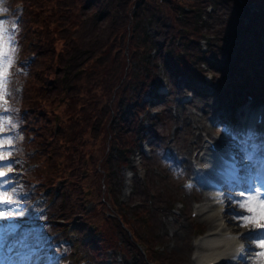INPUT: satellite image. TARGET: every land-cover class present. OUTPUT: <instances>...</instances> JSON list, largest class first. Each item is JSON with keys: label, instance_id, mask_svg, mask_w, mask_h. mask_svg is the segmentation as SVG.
<instances>
[{"label": "trees", "instance_id": "1", "mask_svg": "<svg viewBox=\"0 0 264 264\" xmlns=\"http://www.w3.org/2000/svg\"><path fill=\"white\" fill-rule=\"evenodd\" d=\"M12 1V5H17L21 0ZM23 2L24 8L17 24V31L11 36L15 45L21 46L22 53L27 50L17 58L21 60L33 55L32 64L35 63V66L32 70L30 67L24 68L23 65L15 69L30 70L27 75L34 76L26 88L25 97L24 92L23 98L18 102L13 101V106L8 109V116L14 114L11 125L18 123L21 126L26 123L34 128L35 137L32 142H27L25 136L14 149H11V154H18L24 161L36 163V167L26 171L22 178L39 181L45 186L53 185L59 177L66 179L68 190L61 193L60 200L54 206L55 211L52 214L55 217L71 219L72 216L79 215L84 218L90 231H93L95 224L98 226L111 224L120 228V221L125 227L128 224L133 227L134 223L137 235L143 237L142 230L150 226L146 219V215L150 213L149 207H140L137 211L124 207L118 211L117 216L120 219L110 220L109 223L104 219V209H99L98 204L103 199L101 185L105 182L104 172L109 166L103 160L108 154L106 151L113 147L122 151L132 142L133 132L124 127V120L117 116V123L115 121L111 123V117L115 112H121L122 100L126 98L133 100L136 97L134 90L131 91L132 84L139 87L138 80L147 79L144 69L156 62L150 55L152 42L144 38L143 30L131 38L135 40H131L130 45L124 41L128 33L130 35L137 31L145 17L142 20L139 14L131 18L132 5L130 7L129 5L131 2L133 4L134 0H23ZM250 2L243 0L244 15L236 19L235 25L230 19L228 28H220L217 32L225 31L227 35L245 38V30L241 29L244 28L246 20L251 22L245 10ZM165 3L169 4V0H165ZM260 6L257 7L258 11H254L257 13L253 14L255 21H261L256 24L261 26L264 23L263 1ZM222 7L221 11L224 10ZM151 16L146 17L151 20ZM130 19L133 20L134 31L130 30ZM174 22L176 25L184 24V28L187 31L191 30L190 35L195 39L197 32L194 26L201 20L197 16H188L187 19ZM183 42L185 41L180 40L179 45ZM172 43L167 50L171 61H174L177 54L181 59L177 67L182 66L184 70H189L190 66L183 63V57L178 54V44L176 45L175 41ZM240 46L241 43L238 51L233 46H228L232 48L234 54L236 53L235 57L232 53L225 54L227 70L229 73L233 72L228 81L235 82L233 85H241L245 81L251 88L262 84L260 90L264 94V68L256 71L254 68L256 62H249L241 55L244 49ZM126 47L127 50H134L132 56L136 63V76H132L130 80L124 75L127 71V55L121 53ZM186 49L188 52L185 50L184 56L188 54L189 58H193V46ZM255 56L258 57L257 54ZM52 75L56 85L52 87L51 94L46 95V91L41 87L46 80L50 79L53 83ZM240 76L242 79H239ZM123 78L124 81L121 82ZM35 115H38L36 120ZM48 115L51 121H46ZM56 116L58 131L54 137L52 130ZM22 132L27 133V130L24 128ZM20 133L21 131L15 136ZM46 140L49 142L46 143ZM34 148L41 150L36 153V157H30L29 160L26 153L32 152ZM39 156L41 160L36 162ZM110 161L112 164V158ZM110 197L111 207L115 210L117 205L114 193L110 194ZM88 203H92L91 210L84 213L83 207ZM129 210L135 214L131 218L128 216ZM125 238L127 240V237ZM147 240L150 241V238ZM147 257L150 260L156 258L152 250L147 253ZM170 259L177 262L174 255Z\"/></svg>", "mask_w": 264, "mask_h": 264}, {"label": "rangeland", "instance_id": "2", "mask_svg": "<svg viewBox=\"0 0 264 264\" xmlns=\"http://www.w3.org/2000/svg\"><path fill=\"white\" fill-rule=\"evenodd\" d=\"M11 1L12 0H0V24L3 25V32H4V39L2 42H0V45H2L4 52L7 53V55L3 59H0V70H2V74L4 77V79L0 81V115L5 111V109H10L13 106L14 104L13 101L18 102V100H21L23 98L24 92H25L24 93V97H25L27 91L26 88L31 83V79L34 76L32 74V77H30L23 72H21L20 74L15 73L14 67L17 64H19L18 63L19 58L17 57H20L22 53V49L21 46H16L13 39H11L10 27H9V22L11 18L7 20L6 17L9 14H11V17H13L12 16L13 12L21 13V11L16 12L15 11L16 9H14L15 5H12ZM147 1L149 2V4H147ZM214 1L215 3L217 2L219 5V2L222 0H214ZM249 1H251L253 4L250 3L251 4L250 5L248 3L249 4L247 5L248 8L245 10H247L248 13L247 17L251 20V22H248L247 24L244 25L246 26L248 35H245V38L240 39L239 42H237L234 38H232L234 40H231L230 43L234 44V48H237V46H239L238 44L241 43L240 47L246 50V53L249 58V62L255 61L256 64H258V66L255 67V69H257L256 71H258L260 70L259 69L260 67H264V48L262 47L264 41V35H263L264 26L261 27L259 25L261 29L256 28L255 23L256 22L259 23V21H255L254 14L252 13V11L249 12V10L253 9V7L251 8L252 5L259 7L261 1L264 2V0H249ZM140 2H144V0L136 1V4L139 3L138 7L140 6L138 8V15L141 14L140 18H142V20L144 17L145 18L143 21H141L138 29H136L137 31L133 32V36L136 34L138 35V33L143 30L147 34L148 39L149 40L153 39L154 41H156V43H159L161 42V40L176 34V31H180L179 29H181L180 25L184 26V24L182 23L180 25H176L177 23L174 22V20L179 19V17H177L179 9H183L182 7H180V5L188 6L190 10H192L189 17H194L196 15L195 13H197L195 12V9L198 10L199 15H201L204 14V10L206 9V7L208 8L212 4L210 0H169V4L165 3V0H145L143 5L140 4ZM150 3H152L151 7H150ZM234 3L235 2L231 0L224 6L225 8L222 7L224 9L222 11L219 5L217 11L212 12L211 18L209 17L206 20L199 16L202 21L201 23L203 24L200 25L198 23V25L194 26L195 32H197L195 37L196 40L193 46L195 58H191V57L189 58L188 56V58L192 60L191 62H188L187 59L182 60L183 63H187V65L190 66L191 71L194 70V68L192 69L191 66L197 65L196 68H199L202 62L198 61L197 59L201 58L202 60H204L203 62H205V60H207L210 57V53L208 54L205 53L207 51L208 40H204V38L202 37H205L206 39L209 38V40L213 37L215 38L214 44H216V46L212 48V50L214 49V51L212 52L211 55L215 56L216 58H219V62L218 63L215 62L214 64H212L213 69L206 68L204 66V70L206 71V73H208L209 71L213 72L216 77L212 80L210 77L203 79V81L198 80L199 82L189 81L188 78L186 79L185 77H177L176 80L170 81L163 76L162 72L160 71L157 72L156 77L159 76L157 79L159 81L158 84H160L162 87L166 89V91L164 92L165 93L164 95L166 96L164 98L159 97L153 100V97L155 95H158L159 93L153 86H151L150 89L148 87L149 89L148 97L152 99V102H148L147 104L151 106V108L155 106L152 108L153 110L157 112L159 111V113L162 112V114L159 115V117L162 120H159V122H156L157 119L156 115L151 119L152 123L156 122L155 130L157 129V131L160 133V137L162 138L160 142L158 143L156 142L155 144H153V148H154L153 150L155 151V153L153 154L154 158L152 157L153 159L142 160V156L139 153H135V152H133L132 155L128 157L130 161L128 163L129 166L131 167L136 166L143 168V172L145 173L144 176L143 174H141V179L138 178L139 180H136V183L134 184L135 188L132 187L131 185L133 183V178L132 179L128 178L127 180L126 177L128 174H126V171L124 172V170L121 167H115L112 176L108 178L109 181H113L111 183V186H113L112 192L114 194L120 193L119 195L121 196V200L122 202H124L118 207V209L124 208L126 205L129 206L128 204H132L137 200L143 201L145 203L144 206L149 207L150 209L149 216L153 217L152 223L154 230L152 234L157 240L155 244L159 246V249L154 251L156 256L154 260L160 262V264H191L190 255L193 250L192 243H193L194 235L196 233H201L205 230L204 229L205 224H203L204 222H201L202 218L199 217L197 218L198 219L197 220L193 215L194 206L192 203L194 198L197 197L198 195H196L194 191L192 192L189 191V188L186 189L182 183L183 180L187 177V173L184 171V167L182 166L181 163H178L176 160L172 158L168 159V161L160 160L164 154L163 148H167V150H171L170 146L173 145L174 147L173 146L172 147L175 148V150H177V152L180 153V151H182L185 145L188 143L187 141L188 133L186 131L187 130L186 128L178 132L177 136L176 134H174V132L178 129L180 130L181 127V124L179 123L177 117L182 119L189 112L199 117L203 113L202 107H200L198 111L192 108L189 104L188 105L182 104V102L184 101V99H186L187 96L190 95L193 96V94L195 98L196 93H198V90H203L206 93H210L212 96L210 98L209 104H213L220 101L221 104L227 106V108H225L226 109L225 111L228 112L227 109L228 107L231 106L233 99H235L236 101H243V99H245L249 93L247 92L246 88H243L241 91L238 92L232 91L233 93L228 97L224 92L230 87L228 82L225 81L226 74L230 75L233 74V72L232 71H230V73L228 72L225 62L226 59L225 57L220 56L219 51L217 49L219 44L221 47L226 44L225 39L227 38L226 37L227 33H225V31L224 33L217 31L219 30V27L220 28L227 27L230 24L229 23L230 19L235 21V19L239 18V15L240 16L244 15L243 13L244 8L240 9V7L238 8L239 5L237 6ZM18 5L20 6L24 5L23 0L19 1L17 6ZM131 5L132 2L129 5V7ZM141 8H144L146 12L145 11L141 12L140 11ZM259 8H261V6ZM259 8L257 10H259ZM262 12H264L263 7H262ZM146 16H151L152 17L151 20L148 19ZM204 17L206 16L204 15ZM242 19L245 20V18ZM136 24L137 22L135 23V25ZM234 24L235 22L233 23V25ZM262 25H264V23ZM190 33L191 30H189L187 34L190 35ZM133 36H129L128 33L127 38L124 39V41L128 42V44L130 45L131 43L130 41L135 40V39H131ZM136 41L138 40L136 39ZM129 51L130 50H127V48H125L124 51H122L121 53L125 55L128 54ZM26 52L27 50H24L22 54H25ZM254 53H256L261 58V60L257 56H255ZM233 56L235 57V54H233ZM162 59L164 58H161V60ZM220 60H222V63H220ZM198 65L200 66L198 67ZM34 66L35 63L32 64V66L30 67L31 70L34 69ZM54 75L51 76V78L54 79L53 83L52 84L47 83L46 85V95H50L53 90L52 87L56 85V80L54 78ZM123 81L124 78L121 80V82ZM187 83H189V86L186 88ZM24 85L25 88L23 89ZM223 85H225V88H223ZM167 87L170 89H174L173 91L177 90V93H174L171 90L169 91ZM19 88H21L20 92L17 91ZM178 91L179 92L183 91L182 92L183 95L182 96L178 95ZM148 92H144L143 94H147ZM256 97H258V98H254L256 104L261 102V99L264 98V96H262L260 93H258ZM142 103L143 101L138 102V106L140 107ZM128 104L129 102L126 99L122 100L121 105H128ZM128 108H132V107H128ZM217 110H219V107L216 109V111ZM214 111L215 110L211 108L210 111L205 112L207 117H209L207 120L205 119L206 120L205 125L210 128L211 136L212 134L217 132L221 133L220 136H222L223 134H225L224 132L226 131L224 129L221 132V128H223L224 119L221 122L214 124V120H216L215 116L217 115V113L215 114L216 111L215 112ZM113 117H115L114 119H116L117 116L115 115ZM122 119L124 120V124H125L124 127L126 129H131L133 118L122 117ZM13 120H14V114L10 116H2V115L0 116V145L6 144L8 142L9 143L13 142L14 139L12 138L11 135L4 137L2 135L10 127ZM139 120L141 119L139 118ZM212 120H213V124H212ZM147 121L149 120L147 119L145 122ZM115 123H117V120H115ZM149 125L150 122L145 124L144 128L145 127L148 128ZM19 140L21 139L19 138ZM174 140L176 141L173 142ZM3 153L5 154L4 159H9L13 155L11 154V152L3 151ZM40 160L41 157L39 156L37 157L36 162H39ZM168 164L171 165L169 169L167 168ZM20 168H21L20 163H16V162L11 164V168H9L8 165L0 166V170H2L4 173L8 175L14 174L15 171L17 172ZM8 181L10 182L11 180ZM17 181H18L17 177H15L12 180V186L10 189L4 192L0 190V199L11 198L16 200L18 198H22V196L20 197L22 192L20 188L17 186ZM131 190L133 191L131 192ZM62 191L63 189L61 190V192ZM108 191L110 190L108 189ZM61 192L57 197L59 200L61 197ZM128 192H130V194H128ZM108 194L109 192H107V188H106L104 190V197L106 198V202H107L105 206L106 207L109 206L110 208L109 203L111 202V199L108 197ZM116 202H117V198H116ZM85 205L83 207L84 213L85 210L87 211L88 210L87 208L90 207V205H86V207ZM171 205L175 206L176 211H173V213L170 214L171 216L167 215V217H163V215L169 213L167 207H170ZM17 206H19L20 211H16ZM139 207H143V206H138L137 208ZM98 208L102 209V205H98ZM137 208H131V209H137ZM52 210L55 211L54 207L52 208ZM27 212H30L29 209H26L25 206H23L22 204H18L12 207L11 211L7 210L6 207L3 208L2 206H0V216L4 217V219L0 221L6 222V220H9L15 224L14 226H10L9 228H7L2 232L0 231V244H2L7 239L8 236L12 237L15 235L14 231L16 230L17 225L19 226V224H21L20 222L23 221L25 218H27V216L29 215ZM129 216H131V214ZM229 216L232 217V215ZM245 216L248 217L249 214L245 213ZM9 217H20V218L9 219ZM178 217H180V219L177 222L172 223ZM239 217L241 216L240 215L237 216L235 223L232 224L235 228L236 227H239L241 229L256 228V225L254 223L242 222V219H240ZM249 218L251 219L252 216H250ZM179 226H182L183 227L182 229H184L185 230L184 232H186V235L183 238L182 236L177 234L173 236L177 231V229H179ZM81 227L84 228L85 232H91L87 228L85 223L82 224ZM113 231H114L113 228L110 227L108 230H106V233L110 235L112 234ZM142 232L146 233L145 236L150 237L148 235L150 232H147L146 228H144ZM92 235H93V239L89 244H92L94 242L96 236V230L94 231V233H92ZM24 242L23 244H21V241L19 240L15 244L16 245L15 247L16 248L20 247V249L23 250L24 255L27 257V259L24 261V264H46L47 261L44 255V251L41 250V247L39 245H36L34 243V239L32 237L29 238L26 237L24 238ZM29 246H31L30 249ZM117 246H123L120 240L117 241ZM153 246L151 245L150 248H153ZM139 248L145 250V247L142 245H139L138 249ZM251 253L253 254L252 256L253 260L250 262V264H264V262L260 260L259 247H256V249L251 250ZM45 254L47 255L48 258V253L46 250H45ZM69 254L70 256L63 258L62 261H55L53 262V264H66V263L74 264L76 263V261H78L79 257L82 258L85 255L86 257H88V253H85L83 248L79 245L74 246L73 249L70 248ZM132 254H134V252ZM172 255L176 257V260H178V262H172L173 261L171 260L172 258L170 259ZM122 259H123V255H122ZM134 259H135L134 256L130 257L129 255L127 257V262H132L133 264L137 263L133 261ZM136 259L139 264H148V263L152 264L153 262L152 260L151 261L149 260V262L145 261L146 259L141 251H139L138 257ZM48 261L51 262V259L49 258ZM88 264H95V263H93L90 260V263Z\"/></svg>", "mask_w": 264, "mask_h": 264}, {"label": "bare ground", "instance_id": "3", "mask_svg": "<svg viewBox=\"0 0 264 264\" xmlns=\"http://www.w3.org/2000/svg\"><path fill=\"white\" fill-rule=\"evenodd\" d=\"M253 13H257V12H253ZM210 46H212V44H210ZM188 86H189V84H187L186 88ZM182 92L178 91V95L182 96L183 95ZM211 97L212 96L210 93H206L203 90H198V93H196V97L192 98L188 104L192 108H194L195 110H198V111H199L200 107H202L203 113L199 117L196 116L195 114L191 113V112L186 114L185 117H183L182 119L177 117L179 123L181 124V127H180V130L179 129L176 130L174 132V134H176V136H177V133L182 131L184 128L187 129L186 131L188 133V139H187L188 143L185 145L183 150L180 152L181 156H183L184 158L186 157V159H184L186 161L184 163L186 165L185 170L188 167V161H189L188 159L193 158L194 160H197L199 158L200 153H201L202 148H203V145L205 143V142H203V140H204V138L209 137L211 130L209 127H207L205 125V119L207 117L205 112L210 111L211 108H213L215 111L218 107L219 108H223V107L227 108V106L226 105L223 106V104H221L220 101L213 103V104H209ZM225 112L223 113V115L225 114ZM57 116L54 119L55 124H54V128L52 130L54 137L56 135V132L58 131V127H57L58 125L56 126ZM46 121H51L49 115H48ZM175 141L176 140H174V142ZM184 141H185V138H184ZM103 160H104V162L109 164L108 168L104 172L105 177H103V180L106 183L103 182V184L101 185L102 191L104 192V190L106 188H108L109 185H111L110 181H107V180L113 174V164H111V161H110V158L108 157V155H106ZM89 162L91 163V161H89ZM262 179L264 180V171L262 173ZM141 202H142V206H144L145 203L143 201H141ZM249 207H253V204L249 200L241 201V203L238 204L239 209L248 210ZM217 211L218 210L216 208H214V209L210 208L211 214H207L204 216H203V214H201V216H202L201 222H204L203 224H205V226H207V232L213 231V233L205 235V237H203L198 243H194L193 253L194 252L195 253H194V256L191 258V261H190L191 264H209L211 262H214L215 264H217L218 262H220L219 264H225V261H228V260H229V262L233 261L232 257H231V252L236 247L235 242H234V236L231 235V233L225 231L224 226L226 227V224H228L229 226L231 225L234 229L235 227L231 223L232 221H234V219L232 217L228 216L229 209L227 210L225 208L224 212L219 211L217 213ZM130 214H131V216L135 215L134 213H130ZM130 214H128V216ZM149 214L146 215L147 221L150 222V226L147 229L149 231L150 230L152 231L154 229L153 223H152L153 217H150ZM260 214H261V211L257 210L255 208V211H253V213L251 215H249L248 217L252 216V218L259 219ZM179 219H180V217H178L172 223L177 222ZM182 228H183L182 226H179V229H177V231L175 232V234L173 236H175L177 234V235L182 236V238H183L186 235V232H184L185 230ZM261 241H264V240H260L258 245L260 244ZM262 252H264V249L261 248L260 253H262ZM259 256H260V260H262L264 262V256H262V255H259ZM177 262H178V260H177Z\"/></svg>", "mask_w": 264, "mask_h": 264}, {"label": "snow or ice", "instance_id": "4", "mask_svg": "<svg viewBox=\"0 0 264 264\" xmlns=\"http://www.w3.org/2000/svg\"><path fill=\"white\" fill-rule=\"evenodd\" d=\"M4 39V32H3V25L0 24V42H2ZM7 55L6 52H4L2 45H0V59H3L5 56ZM4 79L3 74H2V70H0V81H2ZM3 145H0V148H2ZM4 153L2 151H0V164L4 163ZM9 168H11V165H8ZM6 173H4L2 170H0V187L5 186L7 183H9V181L5 180ZM6 208L7 210L11 211L12 210V205L11 204H6ZM262 211L260 214L259 219H255V218H249L246 216H241L239 217L240 219H242L245 223H259L261 225V227H264V205L261 206ZM16 211H20L19 206L16 207ZM249 212H253L255 211V209L253 208H249L248 209ZM12 218H20V217H9V219ZM4 217L0 216V220H3ZM260 248L264 249V241H261L259 244ZM259 255L264 256V252L259 253Z\"/></svg>", "mask_w": 264, "mask_h": 264}]
</instances>
